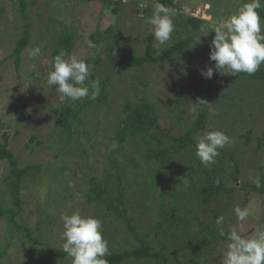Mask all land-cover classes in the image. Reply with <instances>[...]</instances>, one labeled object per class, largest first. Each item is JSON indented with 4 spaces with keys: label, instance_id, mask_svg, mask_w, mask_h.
<instances>
[{
    "label": "rangeland",
    "instance_id": "1",
    "mask_svg": "<svg viewBox=\"0 0 264 264\" xmlns=\"http://www.w3.org/2000/svg\"><path fill=\"white\" fill-rule=\"evenodd\" d=\"M24 1L28 21L32 23V36L17 66L14 57L7 61L5 59L13 53L17 42L23 37L26 20L20 10V0H0V143L4 142L3 137L7 133L10 138L9 150L16 156L20 168L28 165L41 166V171L36 172L33 178L24 184L22 211L16 222L19 226L30 229L31 234L42 240L44 245H32L22 239L23 230L14 232L7 216H4L0 219V250H4L8 243L10 250L7 256L0 257V264H63L50 252V250L60 251L65 243L62 238L64 228L61 216L79 211L84 216L105 219L97 211L96 206L86 204L82 192H86L90 186L89 171H92L93 177L107 175L110 165L104 160V156L114 151L112 147L114 129L123 106L128 101L132 103L139 101L144 94L149 100H155L159 104L164 117L162 131L168 133L188 130L195 122L200 105L207 96H211L213 106H211L207 130H220L231 138L230 147L236 151V158L241 167L240 183L261 186L263 182L264 185V149L257 150L258 143L255 140L246 144L247 141L243 137L249 131H252L253 137L257 139L264 136V81L250 80L243 73L237 76L220 73L216 80L217 89L210 94L206 92L207 84H203V80L206 81L207 78L201 74L202 70L206 71L208 67H214L215 63L209 60L210 44L214 35H202L204 30L212 29L208 17L216 19L230 16L237 11L244 0H174L186 16L196 11V17L208 22L206 29L198 32V35L201 34L200 47H196V55L188 62L189 73L199 76V90L194 89L197 96L186 106L183 105L184 114L179 128H172V123L175 124L174 100L179 99L177 93L182 96L181 80L184 79L182 77L184 71L181 72L177 66L181 64L179 61L156 66L147 65L143 69L125 67L118 72L120 53L132 56L144 55L147 47L145 38L151 37L152 45L160 52L178 42L175 41L178 37L175 36L178 30L176 27L173 37L166 44L159 45L155 41L152 26L147 23L152 11L145 14L146 9H151L154 0H110L114 4L111 6H108L104 0ZM117 6L119 13L115 14L113 10ZM3 8L4 11H1ZM175 18L176 16L173 17L176 26ZM109 29H112V35H108ZM66 31L75 34V44L71 53L67 54L86 59L92 65V74L93 58L99 55L102 63L97 78L101 80L108 74L111 76V85L107 92L108 103L100 107L91 106L88 109L84 116L86 124L73 132L70 151H62L65 147V133L58 126L62 113L58 108L63 104L64 97L57 92L56 86L47 84L48 73L54 70L56 56L54 51L62 33ZM97 32H101L105 38L94 48H89L88 42L92 41L95 44L91 37ZM180 37L184 39L185 34ZM36 47H40L41 54L31 58L29 53ZM261 67L264 68V65ZM204 88L205 92L202 91ZM232 97L235 98L233 102L229 101ZM203 134L201 133L198 139ZM138 145L139 141L135 142V146ZM126 152L129 155L134 153L131 146H127ZM114 156L119 163L123 161L120 155ZM138 161L142 162V168L147 172L149 165L141 161L140 157ZM63 167H67V172L60 173ZM232 169L233 163H228L226 167L228 172L224 175L226 184L231 187L236 185L230 181ZM132 172L135 171L130 170L126 177L129 178ZM8 174V163L0 161V210L14 208L11 195L3 182ZM129 181H139L140 185L127 191V204L129 206L135 204L136 213L133 216L139 218L140 227H150L156 221L159 211L158 200L156 198L151 200L150 210L144 212V200L150 198L147 192V180L144 178L142 180L141 176H132ZM187 183L190 187L191 183ZM111 185L116 187L115 182ZM166 187L169 189L168 199L172 200L171 203L188 204V195L187 197L180 194L175 197L171 195L175 189L173 183L167 182ZM76 189L82 191L77 192ZM69 190L75 193L72 198L66 195V191ZM247 192L250 190L236 191L231 197L224 194L223 205L205 206L203 215L205 218L213 217V213L220 209L218 216L216 214V218L212 221L218 229L222 227L224 232H229L238 223L234 208L237 205L244 207ZM175 193H177L176 189ZM249 194L247 207L250 216L245 222L243 232L245 236H250L257 226L264 224V202L259 195ZM66 202H73L74 206L70 205L68 208L60 204ZM188 205L195 207V212L202 209L197 201ZM225 209L227 215L224 223L217 226L216 219ZM191 226L190 233L193 234H190L188 239L187 236L184 237L180 243L187 240L195 244L200 242L194 239L198 228L195 223ZM120 233L122 236L126 235L122 231H119ZM202 238L204 239L205 235ZM226 247L227 243L224 241L213 242L208 247L211 253L203 250L198 254L200 260L190 257L179 264H220ZM178 249L173 247L172 252L175 253L170 256L173 264L177 263V258L181 260L186 258L184 253L177 255ZM64 264H72V260H67Z\"/></svg>",
    "mask_w": 264,
    "mask_h": 264
},
{
    "label": "trees",
    "instance_id": "2",
    "mask_svg": "<svg viewBox=\"0 0 264 264\" xmlns=\"http://www.w3.org/2000/svg\"><path fill=\"white\" fill-rule=\"evenodd\" d=\"M104 2L108 6L114 5L110 0H104ZM158 2L175 8L177 11L175 14V20L177 21L175 27L178 30L175 32V36L178 37L175 38V41L178 42L160 52L152 45L151 37H147L144 39L147 44L144 55L132 56L120 53L118 72L125 67L143 69L147 65L156 66L167 62L179 61L181 64L177 66H179L181 72L184 71L182 76L184 79L181 80L182 90L180 91L183 97H180L178 93L176 94L179 99L174 100L176 106L173 121H175V124L172 123V128H179L182 125L181 120L184 114L183 105L186 106L189 101L197 96L194 89L199 90V76L197 74L193 76V74L189 73L188 62L196 55V47H200V44L196 42V36L199 31L206 29L208 22L191 15L186 16L183 13V9L176 5L174 0H158ZM20 3V10L26 20L24 34L17 42L13 53L5 59L7 61L14 57L17 66L20 63L23 52L29 46L32 36V23L28 21L26 2L20 0ZM193 7L191 8L193 9ZM1 11H4V8ZM258 11L261 17L264 18V8L258 9ZM113 12L118 14L119 7L117 6ZM107 33L112 35V29L107 30ZM184 34L185 38L181 39L180 36ZM210 34L215 35L213 32ZM104 38L101 32H97L91 37L95 42V46ZM74 44L75 34L66 31L62 33L54 54L58 55L61 51L71 53ZM109 46L111 47L112 44ZM93 60L94 72L89 79L99 80L97 77L101 71L100 64L102 61L99 55L95 56ZM214 74L211 79L203 80V84H207L206 92L210 94L217 89L216 80L220 75L216 71H214ZM243 74L247 75L250 80L264 81V68L262 67L254 75ZM177 77L179 78V75ZM99 83L100 94L95 100L89 97L72 102L64 98L63 104L59 106L58 109L62 113L58 126L65 133V147L62 151L72 150L73 132L86 124L84 116L88 109L91 106L100 107L108 103L107 92L111 85V76L109 74L106 75L99 80ZM202 91L205 92V88ZM234 100L235 98L232 97L229 101L233 102ZM211 106H213L211 104V96H207L197 111L195 122L188 130L180 133L162 131L163 111L155 100H149L145 94L139 101L135 103L128 101L123 106L114 129L113 140L118 147L104 156V160L108 161L110 165L107 175L104 177H93L92 171H89L90 186L86 192H82L86 198V204L88 206H96L97 211L105 218L101 221L103 224V235L109 245V254L106 257L108 264H173L170 256L175 253V251L172 252L174 246L179 248L177 255H181V253L186 255L185 260L177 258V263L174 264H179L181 261L185 262L190 257L200 260L198 254L203 250L208 253V247L213 242L220 243L224 241L228 243V232H225V236H220L219 229L214 225L215 222L212 221V219L216 218V214L218 216L220 209L213 213V217L207 216L205 218V215H203L205 206L223 205L225 201L224 194L231 197L236 191L247 190H250V192H247L244 207H247L249 193H253L256 196L259 195L264 202L263 182L261 186H250L239 182L241 167L236 158V151L230 147L231 144L220 149V155L216 158V162L208 167H205L196 156L195 145L198 136L207 130L211 116ZM243 137L247 141L246 144H248V141L255 140L258 143L257 150L264 149V136L257 139L253 137L252 131H249ZM3 141V143H0V161H6L9 166V174L4 178L3 182L11 195L14 208L9 210L1 209L0 219L7 216L14 228V232L20 229L23 230L24 237L22 239L32 245L42 246L44 245L42 240L35 238L31 234L30 229L21 227L16 222L22 211L24 184L32 179L36 172L41 171V166L28 165L20 168L16 156L9 150L10 138L7 133L4 134ZM137 141H139V145L136 147L135 142ZM127 146H131L134 153L129 155L126 152ZM184 154L186 155L184 156ZM114 155H120L123 161L119 163ZM139 157L141 161L149 165L150 168L147 172L142 168V162L138 161ZM228 163H233L230 181L236 185L232 187L228 186L224 179V175L228 172L226 171ZM66 170L67 167H63L60 173L67 172ZM130 170L135 172H132L131 176L127 178L126 175L130 173ZM144 175L146 176L144 177ZM132 176H141L142 180L143 178L147 180V192H149L150 198L144 200V212L150 210L151 200L153 201L155 198L158 200L159 211L156 221L150 227L141 228L139 218L137 219L133 216L136 213L135 204L131 206L127 204V191L140 185L139 181H129ZM217 180L220 181L219 184L216 183ZM113 182L116 183V187L111 185ZM167 182L173 183L177 191L175 193L174 189L171 195L174 197L179 194L183 197L188 195V204H193L194 201H197L198 206L202 207V209L195 212L196 208L189 206L186 202L177 205L174 202L171 203L172 200L168 199L169 189L166 187ZM187 182L191 183L190 187H188ZM76 191L81 192L82 190L76 189ZM66 195L68 198H72L75 193L69 190L66 191ZM60 204L68 208L70 205L74 206L73 202ZM225 210L221 213L224 218L227 215V210ZM192 223H195L198 228L194 234V239H198L200 242L195 244L187 240V242L180 243L184 237L187 236L188 239L189 235L193 234L190 233ZM119 231L126 233V235L122 236ZM203 235H205L204 239L202 238ZM45 246L49 247V245ZM5 247L4 250H0V257H5L9 254L10 244L8 243ZM50 252L59 259L60 263L64 264L65 261L71 259L63 249L60 251L50 250Z\"/></svg>",
    "mask_w": 264,
    "mask_h": 264
},
{
    "label": "clouds",
    "instance_id": "3",
    "mask_svg": "<svg viewBox=\"0 0 264 264\" xmlns=\"http://www.w3.org/2000/svg\"><path fill=\"white\" fill-rule=\"evenodd\" d=\"M262 8L264 0H246L230 16L216 19L208 17L212 25L211 32L215 33L210 44L209 59L215 63L214 67L202 70L201 74L205 78L211 79L214 71L237 76L240 73L254 75L260 70L261 65H264V18L258 9ZM150 10L152 15L147 23L152 26V35L159 45L166 44L175 31L173 17L176 12L158 0H154L151 9H146L145 14ZM195 12L191 16L196 17ZM211 32L204 30L202 35L207 36ZM196 42L201 43V34L196 36ZM88 47L94 48L95 44L89 41ZM40 54V47L29 53L31 58ZM91 75L92 65L86 59L61 51L54 58V70L48 73L47 84L56 86L57 92L72 102L89 97L95 100L100 94V83L99 80H90ZM231 142V138L223 131L206 130L196 142V156L208 167L216 162L219 150ZM112 147L115 149L118 145L114 143ZM219 182L216 181L217 184ZM234 214L238 223L227 233L228 243L220 264H264V224L257 226L250 236H245L244 226L250 210L237 205ZM61 219L64 228L62 238L65 241L63 251L71 258L72 264H108L106 257L109 245L103 235L100 219L81 215L79 211L71 215L65 213ZM223 223L224 217H217V226ZM219 235H226L222 227Z\"/></svg>",
    "mask_w": 264,
    "mask_h": 264
}]
</instances>
